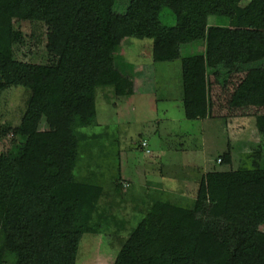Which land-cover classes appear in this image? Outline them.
<instances>
[{
	"label": "trees",
	"instance_id": "1",
	"mask_svg": "<svg viewBox=\"0 0 264 264\" xmlns=\"http://www.w3.org/2000/svg\"><path fill=\"white\" fill-rule=\"evenodd\" d=\"M117 3L0 0V88L30 91L19 141L0 154V264H76L83 236L100 233L95 219H107L99 206L105 188L77 170L83 152L107 135L84 131L97 125L98 90L132 78L117 57L127 38L152 39L155 62L180 60L189 119L210 117L211 75L225 85L245 73L232 104L264 106V0H129L124 12ZM164 11L175 25L164 24ZM14 19L48 26L53 64L15 58L23 37ZM192 44L204 49L182 55ZM255 123L264 138V113ZM259 158L206 173L188 204L155 196L114 264H264ZM222 161L230 164L231 155Z\"/></svg>",
	"mask_w": 264,
	"mask_h": 264
},
{
	"label": "rangeland",
	"instance_id": "2",
	"mask_svg": "<svg viewBox=\"0 0 264 264\" xmlns=\"http://www.w3.org/2000/svg\"><path fill=\"white\" fill-rule=\"evenodd\" d=\"M128 4L129 0H118L116 9L124 12ZM161 18L167 26L176 24L167 11ZM13 23L23 37L15 45L16 59L55 62L47 49L44 22L14 19ZM152 48L149 38H127L121 44L117 57L128 65L132 78L118 88L98 90L97 125L84 128L89 135L107 133L98 138L91 152H83L77 170L79 176H90L104 186L106 195L99 206L107 219H95L100 233L83 236L76 264H114L121 240L150 210L155 196L188 204L196 198L206 173L236 169L244 161L260 160V155L264 159V138L255 123L264 106L239 108L232 104L245 73L232 74L225 85L211 75V115L206 120H192L182 99L180 60L155 62ZM203 49V45L192 44L182 47V55ZM29 96L30 91L20 86L0 88V154H10L17 145L15 129ZM228 153L230 164L222 161ZM189 158L197 165L180 169ZM93 171L95 175L90 174Z\"/></svg>",
	"mask_w": 264,
	"mask_h": 264
},
{
	"label": "crops",
	"instance_id": "3",
	"mask_svg": "<svg viewBox=\"0 0 264 264\" xmlns=\"http://www.w3.org/2000/svg\"><path fill=\"white\" fill-rule=\"evenodd\" d=\"M207 119V118H206ZM206 119H204V120H206ZM186 164L188 165V167L189 166H191V167H194L195 165H197V161H195V160H192L191 158H189V160L188 161H186L185 163L183 162V163H181V165H180V169H183L184 168V166H186ZM150 182V181H149ZM161 184V183H160ZM157 189V188H156ZM160 190H161V188H159Z\"/></svg>",
	"mask_w": 264,
	"mask_h": 264
},
{
	"label": "built area",
	"instance_id": "4",
	"mask_svg": "<svg viewBox=\"0 0 264 264\" xmlns=\"http://www.w3.org/2000/svg\"><path fill=\"white\" fill-rule=\"evenodd\" d=\"M143 145H144V146H146V145H147V143H146V142H143ZM147 151L149 152V150H147ZM220 161H221V159H220Z\"/></svg>",
	"mask_w": 264,
	"mask_h": 264
}]
</instances>
